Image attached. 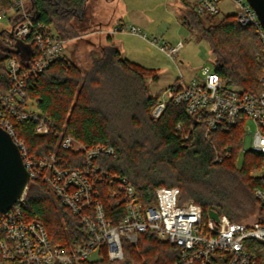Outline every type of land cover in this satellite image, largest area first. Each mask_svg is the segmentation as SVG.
<instances>
[{
  "label": "trees",
  "instance_id": "obj_1",
  "mask_svg": "<svg viewBox=\"0 0 264 264\" xmlns=\"http://www.w3.org/2000/svg\"><path fill=\"white\" fill-rule=\"evenodd\" d=\"M27 2L28 17L52 26L60 38L70 40L77 35L75 21L85 19L89 0ZM0 8L9 10L10 1L0 0ZM13 16L12 27L24 20L18 11ZM184 23L209 43L214 72L226 86L249 94L262 92L264 45L254 28L239 25L235 16H201L193 9L188 10ZM8 37L12 38L10 31H0V94L4 95L12 88L6 60L17 58L21 71L28 72L36 57L32 43L15 41L9 46ZM148 79L158 82L159 76L155 70L123 58L109 36L108 44L101 48L100 56L93 57L87 70L65 57L42 74L30 75L25 105L51 120L64 138L87 148L112 147L116 157L101 156L98 164L108 174L125 178L144 206L156 204L158 188H178L179 203L199 205L204 222L210 211L232 222H244L259 210L255 190L264 187V177L253 175L264 163V155L244 150L245 123L222 127L208 138L203 123L197 124L182 106L169 105L154 119L151 111L160 95L150 93ZM16 130L31 159L55 154L64 168L83 166L84 153L64 149L60 135L36 136L35 125L29 121H17ZM218 155L223 156L221 162H215ZM99 188L107 218L120 222L126 211L124 201L113 196L116 184L105 182ZM22 209L25 220L44 225L54 244L88 240L79 218L42 179L31 180ZM124 253L123 262H112L104 254L100 261L82 264H174L177 260L175 247L153 232L141 235L136 246L125 244Z\"/></svg>",
  "mask_w": 264,
  "mask_h": 264
},
{
  "label": "built area",
  "instance_id": "obj_2",
  "mask_svg": "<svg viewBox=\"0 0 264 264\" xmlns=\"http://www.w3.org/2000/svg\"><path fill=\"white\" fill-rule=\"evenodd\" d=\"M9 1V10L0 8V22L17 11L23 14L24 20L11 26L12 38H6V43L12 46L15 41L30 42L36 50V57L28 72L21 71L17 58L6 60L5 68L11 77L12 88L10 93L0 94V127L19 147L30 182L34 179L46 182L70 213L79 218L88 240L54 244L43 224L25 220L22 209L25 192L9 211L0 212V264H82L92 261L93 254H99L101 258L105 254L112 262H123L124 245L136 246L139 237L147 232H153L158 239L175 247L177 260L174 264H264V187L255 190L259 210L251 222H232L220 216L218 220L209 217L204 222L199 205L179 203L178 188H158L156 204L144 206L125 178L108 174L98 164L101 156L116 157L112 147L97 145L87 148L70 137L64 138L55 130L51 120L40 116L32 106L25 105L29 76H38L57 60L64 59L68 40L60 38L52 26L28 17L27 0ZM222 1L228 0H198L195 10L201 16H219L218 5ZM230 1L238 9L237 23L254 28L264 45V28L253 8L246 0ZM122 31L124 28L118 27L112 32ZM129 32L145 38L134 27ZM150 43L174 61L184 46L183 43L158 45V39ZM203 75L204 80L200 83H188L181 78L165 89L152 108V117L159 119L169 105L182 106L197 124L203 123L208 138L222 127H235L243 121L244 150L264 155V70L261 77L263 90L259 94L226 86L214 71L205 70ZM17 121L33 122L36 136L60 135L64 149L84 153L83 166L64 168L55 154L31 159L17 137ZM250 121L256 128L253 133L248 125ZM229 153L230 150L226 155ZM222 160L223 156L218 155L215 162ZM260 171L264 172V163ZM258 176L264 177V174ZM105 182L116 184L117 191L113 196L125 204V216L118 223L107 218L99 188Z\"/></svg>",
  "mask_w": 264,
  "mask_h": 264
},
{
  "label": "rangeland",
  "instance_id": "obj_3",
  "mask_svg": "<svg viewBox=\"0 0 264 264\" xmlns=\"http://www.w3.org/2000/svg\"><path fill=\"white\" fill-rule=\"evenodd\" d=\"M197 4L198 0H115L110 3L89 0L85 19L74 23L77 35L67 41L65 57L82 71L87 70L93 57L100 56L101 48L108 44V37L112 36L123 58L157 72L158 82L147 80L152 95H161L181 78L188 83H200L204 80L203 72L214 71L215 64L209 43L190 31L184 23L188 10H195ZM218 7L221 12L219 18L235 16L238 12L230 0L222 1ZM12 15L10 13L0 22V31L11 30ZM122 17L124 26L120 20ZM118 27H124L125 31L113 33ZM133 27L145 38L130 33ZM153 39L159 40L158 45L183 43L184 46L174 61L150 43ZM248 125L251 126L250 132H255L253 122ZM255 172L253 175L264 174L259 169ZM256 213L244 222L253 221ZM91 260L97 262L101 257L93 254Z\"/></svg>",
  "mask_w": 264,
  "mask_h": 264
},
{
  "label": "water",
  "instance_id": "obj_4",
  "mask_svg": "<svg viewBox=\"0 0 264 264\" xmlns=\"http://www.w3.org/2000/svg\"><path fill=\"white\" fill-rule=\"evenodd\" d=\"M256 12L261 26L264 28V0H246ZM30 182L19 147L11 136L0 127V212L9 211L26 192ZM215 220L219 215L209 212Z\"/></svg>",
  "mask_w": 264,
  "mask_h": 264
},
{
  "label": "crops",
  "instance_id": "obj_5",
  "mask_svg": "<svg viewBox=\"0 0 264 264\" xmlns=\"http://www.w3.org/2000/svg\"><path fill=\"white\" fill-rule=\"evenodd\" d=\"M120 20H121V22H122V26H124V22H123V17H122V19L120 18ZM124 28V27H123ZM112 37V36H111ZM112 41H113V43L116 45L117 43H115V41H114V39L112 38ZM117 46V45H116ZM120 51V50H119ZM121 52V51H120ZM121 54H122V52H121Z\"/></svg>",
  "mask_w": 264,
  "mask_h": 264
}]
</instances>
